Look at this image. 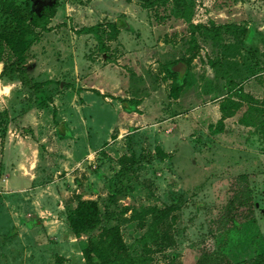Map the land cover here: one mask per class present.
<instances>
[{"label":"rangeland","instance_id":"obj_1","mask_svg":"<svg viewBox=\"0 0 264 264\" xmlns=\"http://www.w3.org/2000/svg\"><path fill=\"white\" fill-rule=\"evenodd\" d=\"M187 1L193 25L250 33L197 30L199 52L174 100L164 67L191 55L192 35L171 0H30L31 11L50 18L47 30L24 34L32 38L23 54L30 85L0 77V264H85L89 235L74 237L67 222L79 200L96 203L100 228L117 229L138 264H253L264 255V0ZM115 21L126 28L112 40L102 34L105 53L76 34ZM2 60L0 74L14 61L8 50ZM89 69L124 74L138 113L117 121V98L106 96L109 112L91 92L88 111ZM88 124L90 163L55 150L33 157L36 136L75 130L82 139ZM7 147L21 164L35 163V180L19 195L1 183L14 162ZM151 209L169 210L152 229Z\"/></svg>","mask_w":264,"mask_h":264},{"label":"trees","instance_id":"obj_2","mask_svg":"<svg viewBox=\"0 0 264 264\" xmlns=\"http://www.w3.org/2000/svg\"><path fill=\"white\" fill-rule=\"evenodd\" d=\"M168 0H161L162 4L167 3ZM174 4L175 16L187 23L190 29L191 37V55L183 59H179L166 65L164 71L171 79H174L172 87L169 92L171 99H177L181 91V87L185 83V75L189 70V66L196 58L199 52V47L194 40V33L201 29L209 32L217 38L220 31L225 33H236L244 35V38L250 33L238 25H222L213 27L208 31L206 27L201 25H193L191 22V8L187 0H171ZM21 2V3H20ZM50 17L46 15H38L31 11L30 0H0V62L3 63V55L5 50H8L13 57L11 64H3L0 77L12 78L16 75V79L21 85L28 87L30 80L26 75L25 64L23 62V54L27 48L32 44V38L35 32L30 31V26L47 30L48 20ZM123 22L115 21L109 22L105 26L96 24L90 27H82L76 31L77 35L92 36L99 50L105 53V47L102 43V34L108 39H115L120 30H123ZM28 35L27 38L24 36ZM248 38V37H247ZM107 39V40H108ZM184 67L183 70L180 69ZM176 68V69H175ZM50 83V81H49ZM36 86V85H34ZM241 90H239L240 93ZM121 107L127 113H138L137 107L140 103L131 99H120ZM221 118L219 122H222ZM264 127V124H263ZM264 129V128H263ZM60 138L66 135L58 134ZM153 221L151 229L160 224V217L158 214H168L169 210H152ZM68 227L74 237L80 238L82 235L88 234L87 244L82 248L81 254L85 264H138L141 259H134L131 257L127 247L120 239L117 229L100 228L101 220L97 205L94 201L79 200L77 206L71 210L67 216ZM100 229V232L94 233L95 230ZM150 231L147 235L141 238V245L146 247ZM157 238V237H156ZM162 238V237H160ZM253 264H264V255L257 257Z\"/></svg>","mask_w":264,"mask_h":264},{"label":"crops","instance_id":"obj_3","mask_svg":"<svg viewBox=\"0 0 264 264\" xmlns=\"http://www.w3.org/2000/svg\"><path fill=\"white\" fill-rule=\"evenodd\" d=\"M134 55L143 57L145 54L143 52H135ZM141 65H143V64H141ZM91 70L92 69H89L86 72V73H88L86 80L88 82H90V78H92V86H89V89H88L89 93L83 91V93L86 94L85 96L87 97V103H85V104L87 105L86 109L88 111L91 110L90 108L91 107L93 108L95 105V102H94L95 98L89 97L90 92H91V94H95L97 96L98 95L104 96V103L103 104L109 108V112H111L112 109L110 108V105L107 104V101L110 102V100H108V98H106V96L111 97V98H117L118 102H120L119 101L120 99H127V100L134 99V97H130V96H128V94L126 92H124V90L126 89L125 84L127 83L126 82L127 78L125 77L124 74L119 73L116 76V75H111L110 73L108 74V72L105 70H103V71L97 70L96 72L92 71V73H93V76H92V73L89 74V72ZM133 71L137 75L140 74L142 76V78L144 77L143 74H145V77L148 76L147 75L148 72L146 73L144 71V69L142 70L140 68H136V69L134 68ZM131 76H132V74H131ZM82 85H83V83H82ZM116 89L118 90L117 93L115 92ZM83 93H81L80 95L83 96ZM153 98H154V95L152 94L150 96V99L153 101ZM117 101L114 100V103H116ZM118 102L116 103L117 105H115V110L117 111V112H115V115H116V117H118L117 121H118V119L121 120V118H123L122 116L128 117V116H133L134 114L136 115V113L128 114L126 111H124L121 108V106ZM138 107H137V109H138ZM45 120H46V122H50V121H48L47 118ZM90 120L91 119H87L88 122H90ZM140 122L141 123L143 122L142 119ZM63 123H65V120L62 121V124ZM136 126H137V124L132 125L133 128ZM87 130L88 131H86L85 137L82 139L80 138V135L78 133L76 134L74 132L75 130H72L71 134L69 133L66 135V137H63V138H60L57 134L53 135V138H52L50 135H52V133H54V130L47 132V134H45V135H41V136L38 135V136H36V139H35L36 142L34 143L36 145V147L31 149V153L33 154V157H37V155H39V153L42 152L43 149L46 152H48L49 154H51L52 150H55V152H57V155L59 157H61V155H62L64 157L66 156L65 159L67 157L68 158L70 157L72 159L77 158L76 159L77 166L79 164H81L82 161H84V162L87 161L88 163H90L93 160L92 158L94 157V154H95L94 150H92V145L95 142V135L93 133L91 134L92 129L89 126V124H88ZM51 139H53V140L55 139L54 144L56 145V148L52 149V147H49L50 145L51 146L53 145V143L50 144ZM69 145H72V147H73V148H71V150H69ZM15 150H17L19 153V148L16 147ZM26 151H27L26 149L24 150V152L22 151V154H24ZM6 153L9 156L8 161H14V162L13 163L8 162L7 164H9V166L8 167L5 166V169L3 172L4 178L1 179V183H5L11 188V191H9L10 195L11 194H18L19 195L22 192L27 191V189L25 187L26 185L30 186V184L34 182L33 179L35 178V172H34L35 171V163L32 162L31 164H29V166L27 165V163L21 164V162H19V161L21 159H23V157L21 158L19 156L17 158L14 150H12L10 147L9 148L7 147ZM17 160H18V162H17ZM23 161H26V160H23ZM16 164H17V166H16ZM11 179H12V181H11ZM37 188L38 187L36 185L33 188L34 189L33 191L37 190ZM23 194H25V193H23Z\"/></svg>","mask_w":264,"mask_h":264},{"label":"clouds","instance_id":"obj_4","mask_svg":"<svg viewBox=\"0 0 264 264\" xmlns=\"http://www.w3.org/2000/svg\"><path fill=\"white\" fill-rule=\"evenodd\" d=\"M3 92H4V93L10 92V88H5V89H3Z\"/></svg>","mask_w":264,"mask_h":264}]
</instances>
